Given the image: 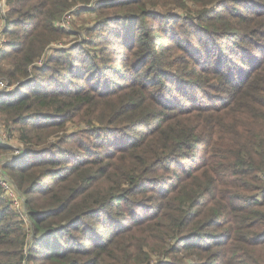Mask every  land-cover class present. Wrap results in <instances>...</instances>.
<instances>
[{"label":"trees","instance_id":"16d2710c","mask_svg":"<svg viewBox=\"0 0 264 264\" xmlns=\"http://www.w3.org/2000/svg\"><path fill=\"white\" fill-rule=\"evenodd\" d=\"M0 36V264H264V0H0Z\"/></svg>","mask_w":264,"mask_h":264},{"label":"rangeland","instance_id":"374dc122","mask_svg":"<svg viewBox=\"0 0 264 264\" xmlns=\"http://www.w3.org/2000/svg\"><path fill=\"white\" fill-rule=\"evenodd\" d=\"M61 25L65 29L66 32L62 36V41L58 42L59 46H63L67 48L81 40H84V39L90 40L93 38V35L87 30L88 28L94 27L93 17L91 16L90 13H86V12L80 13L78 11L74 12L66 16L65 19L61 21ZM12 89L14 88H11L10 90ZM3 90H7V89L0 88V91H3ZM9 125L10 124L8 123L6 116L0 115V138H1L2 143H4L6 147L8 148V150L1 152L2 153L1 156H4L5 158H7L9 155L11 157L21 155L20 151H22V148L24 147V145L21 143L18 137L19 131L18 130H14L13 132L10 131ZM57 139L58 137L54 135L49 138V141L56 142ZM10 173H11L10 171H7L6 173L7 179L10 178L8 176ZM0 191H2L1 188H0ZM35 193H38V191H35ZM26 197L21 195L22 199H25ZM29 197H31V195Z\"/></svg>","mask_w":264,"mask_h":264},{"label":"built area","instance_id":"2783aa9c","mask_svg":"<svg viewBox=\"0 0 264 264\" xmlns=\"http://www.w3.org/2000/svg\"><path fill=\"white\" fill-rule=\"evenodd\" d=\"M7 87L8 86L4 81L0 82V88H7ZM0 188L2 189L3 197L10 199L16 208L22 207L23 199L18 193L16 186L9 179L6 178L5 174H3L1 167H0Z\"/></svg>","mask_w":264,"mask_h":264}]
</instances>
